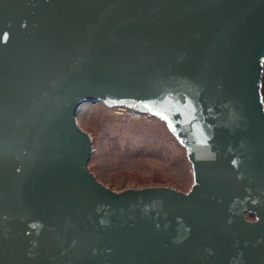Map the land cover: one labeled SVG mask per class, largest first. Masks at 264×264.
Segmentation results:
<instances>
[{
    "label": "water",
    "instance_id": "95a60500",
    "mask_svg": "<svg viewBox=\"0 0 264 264\" xmlns=\"http://www.w3.org/2000/svg\"><path fill=\"white\" fill-rule=\"evenodd\" d=\"M263 78L264 0H0V264H264ZM91 101L165 121L191 188L100 181Z\"/></svg>",
    "mask_w": 264,
    "mask_h": 264
},
{
    "label": "rangeland",
    "instance_id": "374dc122",
    "mask_svg": "<svg viewBox=\"0 0 264 264\" xmlns=\"http://www.w3.org/2000/svg\"><path fill=\"white\" fill-rule=\"evenodd\" d=\"M79 120L94 135L92 170L106 186L191 188V162L165 121L122 114L93 101L83 104Z\"/></svg>",
    "mask_w": 264,
    "mask_h": 264
},
{
    "label": "built area",
    "instance_id": "2783aa9c",
    "mask_svg": "<svg viewBox=\"0 0 264 264\" xmlns=\"http://www.w3.org/2000/svg\"><path fill=\"white\" fill-rule=\"evenodd\" d=\"M119 110L120 113H125L127 112L128 114H130L131 116L133 117H139L141 115H147L149 117H153L150 113L148 112H144V113H140V112H137L134 108H127L125 106H118V107H115Z\"/></svg>",
    "mask_w": 264,
    "mask_h": 264
},
{
    "label": "trees",
    "instance_id": "16d2710c",
    "mask_svg": "<svg viewBox=\"0 0 264 264\" xmlns=\"http://www.w3.org/2000/svg\"><path fill=\"white\" fill-rule=\"evenodd\" d=\"M262 90H263V93H264V78H263V89Z\"/></svg>",
    "mask_w": 264,
    "mask_h": 264
}]
</instances>
